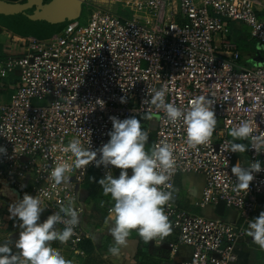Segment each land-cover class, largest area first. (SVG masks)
<instances>
[{"label":"built area","instance_id":"2783aa9c","mask_svg":"<svg viewBox=\"0 0 264 264\" xmlns=\"http://www.w3.org/2000/svg\"><path fill=\"white\" fill-rule=\"evenodd\" d=\"M83 5L89 11L86 24H81L79 16L46 40L13 34L3 49L0 146L7 154H0V180L16 191L17 200L25 193L39 195L45 207L41 217L69 202L81 214L78 196L87 179L99 181L109 170L118 177L120 169L97 167L93 162L83 170L73 167L66 174L70 179L55 185L49 178L52 168L75 160L63 149L73 138L87 147L86 134L80 129L91 130V148L99 149L110 139L111 116L142 120L150 113L156 128L152 138L148 131L146 145L169 143L176 160L169 181L175 201L165 208L172 226L171 255L185 246L192 253L182 264H240L237 250L247 240L246 226L259 208L264 209V171L254 174L248 190L237 192L231 168L238 161L248 167L255 160L264 168V153L257 155L251 149V139L244 140L249 147L246 152L223 149L232 140L230 130L241 121L251 123L253 135L264 136V63L243 66L238 45L230 40L217 43V39L228 33L229 23L241 22L264 52V3L84 0ZM159 88L166 91L167 103L184 109L199 96L214 102L217 124L207 145L189 148L182 122L171 124L163 110L146 101ZM97 100L104 102L103 108ZM240 154L246 160H240ZM186 174L205 179L194 206L224 205L239 212L236 224L184 209L177 183ZM113 203L107 208L108 216ZM74 231L69 248L84 256L80 245L89 236L81 224Z\"/></svg>","mask_w":264,"mask_h":264},{"label":"clouds","instance_id":"9594fccd","mask_svg":"<svg viewBox=\"0 0 264 264\" xmlns=\"http://www.w3.org/2000/svg\"><path fill=\"white\" fill-rule=\"evenodd\" d=\"M166 91L163 88L154 89L151 99L146 100L157 109L163 110L166 119L175 125L182 122L186 134V144L189 148L207 145L215 130L217 120L213 110L214 102L210 98L199 96L189 102L184 109L174 103L165 101ZM101 108L102 100H97ZM125 103L124 97L120 98ZM145 102V101H144ZM112 129L108 132L110 139L99 149L91 148V130L80 129L86 134L87 147L79 138H73L63 149L71 152L75 157L72 164L59 162L52 168L50 179L55 185L69 180L66 174L73 170L85 169L95 162L97 167L112 166L120 169L118 177L109 170L98 183L105 196H110L113 206L109 208L111 226L108 229L113 238V244L108 248L112 257H121L123 250L128 246L129 237L133 231L145 242L163 240L172 230L166 206L171 208L175 201L173 191L169 190L176 166L173 145L161 142L153 144L146 150L149 141V132L144 130L141 120L131 116L123 120L116 116L109 118ZM143 119H152L146 114ZM254 128L249 121H241L238 126L230 130L231 141L226 142L224 152H246L249 147L238 140L251 139L256 154L264 153V136L253 135ZM0 154H7L4 146H0ZM99 155V158H97ZM131 170V175L129 171ZM264 171L261 161H252L248 167L237 162L231 168L236 177L234 190H248L255 179L254 174ZM103 206V202L101 203ZM45 211L39 195L32 196L25 193L9 205L10 219L17 221L20 231L17 238L0 244V264H72L58 249L51 246V242L59 241L66 244L74 235L75 228L80 224V214L69 202L62 204L59 211H55L41 222V215ZM63 214V215H61ZM63 224V230L56 228ZM246 234L252 242L264 250V211L248 223ZM96 240V235L90 237ZM13 247L18 250L13 252Z\"/></svg>","mask_w":264,"mask_h":264},{"label":"crops","instance_id":"0c3cea01","mask_svg":"<svg viewBox=\"0 0 264 264\" xmlns=\"http://www.w3.org/2000/svg\"><path fill=\"white\" fill-rule=\"evenodd\" d=\"M22 1L24 0H19V2L15 3H22ZM45 1L46 0H44V4H46ZM0 35L9 42L15 34L13 35L12 32L0 25ZM221 40H230L238 45L243 58V66L246 67V64L249 62L254 64L252 67H256L264 63V52L260 49L258 44L255 43L256 41L251 38L248 31L243 29V27H237L234 23H229L228 33L221 35L217 39V43ZM4 47L5 46L1 47L2 54ZM141 124L144 130L151 132L150 136L152 138L156 128V120L154 118L150 120L142 118ZM151 147L152 143L150 141L149 144L146 145V150L151 149ZM129 175H131V173ZM204 182V177L199 174H186L178 179L177 184L179 188H181L184 195V201L181 203L184 209L189 210L194 214L200 213V209L196 208L194 203L201 196L204 188ZM1 186L2 184L0 183V188ZM90 193V189H87L84 185L81 186L78 196L81 208L80 224L85 233L89 236L88 239L92 240L96 253L98 255H102L103 259H105L108 264H182L190 259L192 251L190 248L185 246H180L178 248V252L175 255H171L170 249H168V244L171 242L170 235L165 237L161 242L151 241L149 243H145L137 234L134 233H131L128 246L123 250L121 257H112L108 254V248L113 244V238L108 232L111 222L106 213L108 206L112 204V199L110 196H105L103 194L102 187H100V190L95 194V196H100L102 198L106 197L107 203L106 206L104 204L105 216L103 218H98L93 215V212H91L92 210L87 204L88 194ZM14 202L15 201H11L7 197L0 194V244H3V242L8 240L14 241L20 231L19 227L16 226L18 222L9 218V205ZM205 209H208L206 211L207 215H205L208 218H216L214 215H223L226 211L224 205H220L218 207L211 206ZM45 219L46 217H42L41 222ZM56 228L58 229L60 227L56 225ZM58 230L62 229L60 228ZM93 234L97 237L95 241L90 238ZM51 246L58 249L66 259L72 261V264H77V262L81 264L83 258L85 257V254L84 256L74 254L70 250L68 242L66 244H61L59 241H53L51 242ZM181 249L184 250V253L181 252ZM186 250H188L187 254L185 253ZM17 251L18 250L13 247V252L15 253ZM237 252L240 264H264V250L254 244L252 239L245 240V242L238 247Z\"/></svg>","mask_w":264,"mask_h":264},{"label":"water","instance_id":"95a60500","mask_svg":"<svg viewBox=\"0 0 264 264\" xmlns=\"http://www.w3.org/2000/svg\"><path fill=\"white\" fill-rule=\"evenodd\" d=\"M84 0H24L13 3L0 0V25L20 37L46 40L59 28L76 20ZM33 11L32 14L27 12Z\"/></svg>","mask_w":264,"mask_h":264},{"label":"rangeland","instance_id":"374dc122","mask_svg":"<svg viewBox=\"0 0 264 264\" xmlns=\"http://www.w3.org/2000/svg\"><path fill=\"white\" fill-rule=\"evenodd\" d=\"M260 2H263L264 3V0H259ZM47 3V2H46ZM82 9H83V11L81 12V14H80V17H79V19H80V22H81V24H86L87 23V21H88V18H89V11H88V9H87V7L85 6V5H82ZM235 24V26H237V27H243V29L244 30H246V31H248V33H249V35H250V29L246 26V25H244L243 23H241V22H236V23H234ZM255 41V40H254ZM7 43H8V41H6V39L4 38V37H1V35H0V47H3V46H5V45H7ZM256 43V42H255ZM11 45H13L14 43H10ZM242 62H243V60H242ZM242 64V63H241ZM252 66H254V64L253 63H251V62H249L248 64H246V67H252ZM238 143H242V144H244V140H238L237 141ZM238 158H240V160H246V157L244 156V154H240L239 155V157ZM130 174V173H129ZM83 199V198H82ZM81 199V200H82ZM87 204H88V206L90 207V209L92 210L91 212H93V215H95V216H97L98 218H103L104 216H105V211H104V208H105V206H106V203H107V199H106V197H100V196H95V195H92L91 193L90 194H88V198H87ZM103 202V206H101V203ZM104 204H105V206H104ZM199 209V208H198ZM208 209H200V213L199 214H197V213H195L196 215H207L206 214V211H207ZM261 211H264V209H262V208H259V210H258V214L257 215H255V216H253L252 217V219H254V218H256V217H258L259 216V214H260V212ZM42 217H45V215L44 216H42ZM41 217V218H42ZM207 217V216H206ZM214 217H219V218H222V219H224L226 222H228V223H230V224H236V220H238V218L240 217V214H239V212H237V211H235V210H233V209H226V211H225V213L223 214V215H214ZM247 228H248V225L246 226V230H247ZM58 229H60V228H58ZM1 231V230H0ZM2 234V233H1ZM246 238L247 239H249V240H251L252 238L251 237H249L248 235H246ZM4 243V242H3ZM169 249V248H168ZM188 249V248H187ZM181 252L182 253H184V250L183 249H181ZM186 254L188 253V250H186V252H185ZM73 255V254H72ZM74 256V255H73ZM77 259H79V258H77ZM77 264H79V262H77Z\"/></svg>","mask_w":264,"mask_h":264},{"label":"trees","instance_id":"16d2710c","mask_svg":"<svg viewBox=\"0 0 264 264\" xmlns=\"http://www.w3.org/2000/svg\"><path fill=\"white\" fill-rule=\"evenodd\" d=\"M8 2H19V0H6ZM51 0H46V2H50ZM23 2V1H22ZM63 27V26H62ZM61 27V28H62ZM59 28V29H61ZM1 47H0V57H2ZM245 143V142H244ZM87 189L91 190V194L95 195L100 190V185L96 179L88 178L87 181L83 184ZM80 248L84 251L85 257L83 258L81 264H108L105 259H103L102 255H98L96 253L95 246L90 239H85Z\"/></svg>","mask_w":264,"mask_h":264},{"label":"bare ground","instance_id":"6f19581e","mask_svg":"<svg viewBox=\"0 0 264 264\" xmlns=\"http://www.w3.org/2000/svg\"><path fill=\"white\" fill-rule=\"evenodd\" d=\"M0 183L2 184L0 188V194L4 197H7L11 201H17L18 195L16 191L9 187L8 183L4 180H0Z\"/></svg>","mask_w":264,"mask_h":264},{"label":"flooded vegetation","instance_id":"af4514ba","mask_svg":"<svg viewBox=\"0 0 264 264\" xmlns=\"http://www.w3.org/2000/svg\"><path fill=\"white\" fill-rule=\"evenodd\" d=\"M45 3H46V1H45ZM28 14H32L33 13V11H29V12H27Z\"/></svg>","mask_w":264,"mask_h":264}]
</instances>
